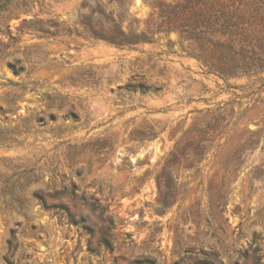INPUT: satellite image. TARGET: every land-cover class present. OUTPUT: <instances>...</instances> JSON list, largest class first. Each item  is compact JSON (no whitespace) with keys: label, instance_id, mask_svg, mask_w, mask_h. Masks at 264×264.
<instances>
[{"label":"rangeland","instance_id":"1","mask_svg":"<svg viewBox=\"0 0 264 264\" xmlns=\"http://www.w3.org/2000/svg\"><path fill=\"white\" fill-rule=\"evenodd\" d=\"M0 264H264V0H0Z\"/></svg>","mask_w":264,"mask_h":264},{"label":"trees","instance_id":"2","mask_svg":"<svg viewBox=\"0 0 264 264\" xmlns=\"http://www.w3.org/2000/svg\"><path fill=\"white\" fill-rule=\"evenodd\" d=\"M116 37H121V36H124V33L120 30V28H118V27H116ZM112 37V39H110V43H112V44H114V45H116V46H118V45H120V42H123V40H119L118 38H116V37Z\"/></svg>","mask_w":264,"mask_h":264}]
</instances>
